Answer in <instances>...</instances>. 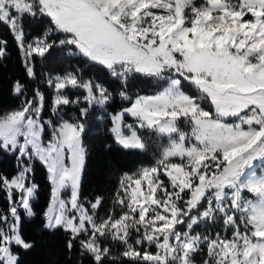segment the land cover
I'll return each instance as SVG.
<instances>
[{"label": "snow or ice", "instance_id": "obj_1", "mask_svg": "<svg viewBox=\"0 0 264 264\" xmlns=\"http://www.w3.org/2000/svg\"><path fill=\"white\" fill-rule=\"evenodd\" d=\"M26 24L47 26L27 41ZM0 26L29 78L38 76L37 58L78 61L46 75L58 121L43 118L39 88L0 113V151L18 163L11 177L0 173V264H22L21 253L37 247L24 228V217L37 215L35 160L52 186L40 230L64 232L66 253L78 246L92 264H264V0H0ZM7 52L0 39V58ZM80 64L114 78L129 106L109 113L113 92ZM142 77L162 90L133 99L129 84ZM25 88L12 85L18 95ZM67 106L77 107L75 120L60 115ZM96 106L114 145L158 148L153 164L123 174L104 217V197L86 207L80 194Z\"/></svg>", "mask_w": 264, "mask_h": 264}, {"label": "trees", "instance_id": "obj_2", "mask_svg": "<svg viewBox=\"0 0 264 264\" xmlns=\"http://www.w3.org/2000/svg\"><path fill=\"white\" fill-rule=\"evenodd\" d=\"M47 25H27L26 40L31 41L34 37L41 35ZM0 39L8 42V52L3 58H0V113L19 108L26 98H31L35 89L39 88L45 94L44 117H52V99L55 95L54 89L46 83L47 74L62 73L65 70H71L69 63L76 65L78 61L71 60L65 62L64 58H53L43 61L37 58L36 70L38 76L36 79L29 78L23 64V52L18 48L9 31L0 26ZM84 70L86 78H92L108 87L113 92L114 100L111 106L107 108L109 113L119 111L121 108L129 105L127 101L122 100L118 92L120 85L114 78L108 76L105 71H99L96 67L80 64ZM16 80L25 84V92L18 95L13 92L12 85ZM156 81L148 78H140L131 81L128 87V95L133 99L136 94L150 95L162 90L156 86ZM190 94H195L194 90L186 89ZM72 96H83L84 92L73 91L69 93ZM83 105V104H82ZM85 106V105H83ZM64 112L65 119L75 120L78 116L76 106H67ZM103 117V118H102ZM111 122L105 116L104 110L98 106L94 107L86 120V131L84 135L85 145L89 149L88 163L81 185V199L86 202H93L97 196L104 197L103 206L97 210L100 217L106 216L107 210L112 208V200L116 189L119 186V180L124 173H132L142 166H148L158 158V148L151 147L146 153H128L119 146L113 144V138L108 129ZM107 142L113 144L111 151H104L102 145ZM159 143H163V140ZM18 163L15 155L0 151V173L11 177L17 172ZM34 181L39 185L37 198L34 203V210L37 215L31 219L24 217L25 232L38 241L37 247L26 253H21L22 264H92L88 256L79 255L78 246L72 252L66 253L64 243L68 238L64 232H58L54 236L40 230L42 223V213L48 206L50 200L51 186L47 179L45 167L37 160L34 161ZM0 209L7 210V198L3 190H0ZM198 231L203 230L197 229ZM211 231V229H208ZM217 231L220 229L217 228ZM120 251L119 247L116 249ZM124 264H129L125 261Z\"/></svg>", "mask_w": 264, "mask_h": 264}, {"label": "rangeland", "instance_id": "obj_3", "mask_svg": "<svg viewBox=\"0 0 264 264\" xmlns=\"http://www.w3.org/2000/svg\"><path fill=\"white\" fill-rule=\"evenodd\" d=\"M54 92H55V91H54ZM155 94H156V93H155ZM150 95H154V94H150ZM127 106H129V105H126L125 107H127ZM81 107H83V105H81ZM98 107H99V106H98ZM65 110H66V108H63L62 111L60 112V115H62L63 117H64V112H65ZM43 118H44V119H49V118H51V119H53L54 121H58V120H59V116L54 115L53 113H52V117H44V112H43ZM64 119H65V118H64ZM126 119H127V122H128V123H132V122H133V118L128 117V118H126ZM182 127H184V130H188L187 127H185V126H183V125H182ZM163 143L166 144V143H167V140L164 139V140H163ZM11 154H13V153H11ZM14 155H15V154H14ZM37 161H38V160H37ZM32 169H33V172H32V179L34 180V161L32 162ZM35 183H36V182H35ZM49 183H50V182H49ZM81 185H82V182H81ZM50 186H51V183H50ZM51 187H52V186H51ZM80 194H81V191H80ZM63 195L67 196L68 193L65 192V193H63ZM50 196H51V193H50ZM36 198H37V196H36ZM85 206H86V207L88 206L87 202H86ZM25 218H27V219H31V218H33V217H26V216H25ZM152 250H154V249H152ZM198 260H199V258H198Z\"/></svg>", "mask_w": 264, "mask_h": 264}]
</instances>
